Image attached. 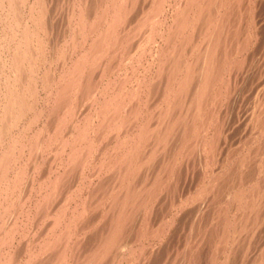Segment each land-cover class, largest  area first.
<instances>
[{
	"label": "bare ground",
	"instance_id": "6f19581e",
	"mask_svg": "<svg viewBox=\"0 0 264 264\" xmlns=\"http://www.w3.org/2000/svg\"><path fill=\"white\" fill-rule=\"evenodd\" d=\"M255 2L256 0H0V264H95L100 258L103 260L104 255H119L122 250L131 247L136 239L131 241V235H127L136 226L139 228L135 224L136 220L140 221V227L146 221L144 226L150 229L144 232L149 236L157 235L159 238L165 233V226L169 224L167 219L165 218L167 222L158 220L159 223L156 224L157 219L155 221L151 218V213L146 209H149L148 205L155 203L158 191L163 189L168 180L164 172L173 167V154L180 155L181 151H189L187 147L192 140L197 144H191L195 147L190 149L196 152L195 148L199 143L203 152L206 149L210 153L211 144L220 139L225 115L217 122L213 121L211 116H218L219 111L215 109L217 112H214L207 104L210 106V101L212 105L222 102L220 99L224 78L221 74L226 72L228 75L231 72L232 78L237 82V71L243 66L237 60L239 57L234 59L233 54L238 47L239 51L242 50L240 42L250 43L246 39L249 36L244 38L241 24L244 23L248 31V18L254 22L256 15ZM154 45L157 47L153 48ZM60 47L64 52L59 50ZM227 61L233 64H226ZM240 66L242 67L238 69ZM232 89L230 87L229 91ZM261 94L254 103L256 106L251 107L250 117L247 114L249 111L246 113L254 124L255 121L258 126L260 124L259 135L264 132V94ZM254 114L256 120L251 118ZM210 125L214 130L213 135H209L211 138L208 136L211 139L209 141L206 137ZM206 139L210 142L208 146ZM261 143L264 150V141ZM221 144L219 141L217 146L211 147L213 153L222 149ZM250 150H247V154L245 152L246 155L241 153L238 158L235 157L238 164L234 163L233 166L237 167L234 172H230L231 175H224L226 171H222L223 163L222 172L218 169L221 165L218 170L215 168L217 171L213 169L215 175L212 180L209 183L205 179L208 186L203 185L206 190L217 186L219 193L215 194L221 197L220 190L232 174L239 178L236 183L233 182L232 201L227 198L228 193L224 204H218L223 207L221 210L224 213L231 214L233 209L232 213L235 214V208H242L245 219L235 222L243 217L244 213L241 217L239 212L237 215L240 217L236 215L238 219L235 220L228 218L226 214L224 219L220 217L222 222L219 221L223 224L222 232H219L221 235H217L216 231L212 237L221 239L223 243L220 240L219 246L222 247L226 245L228 238L232 239L229 237L231 234L238 235L237 230L241 227H252L248 234L253 235L254 229H259L256 228L257 225L259 227L264 221L259 218L260 212H264V203H255L252 198L255 196L257 201L260 200L258 197H262L263 201L264 175L257 178L254 174L256 168L249 170L250 172L239 170L240 165L243 166L246 161L252 164V159L256 158ZM188 153L191 154L190 151ZM199 153L201 154L200 151ZM229 154L231 157V152ZM181 155L183 158V153ZM258 163L256 167L262 162ZM166 176H169L168 173ZM251 180L254 186L249 191L244 190L243 184ZM246 187L249 188V184ZM206 190L205 193L208 192ZM223 191L225 196L226 191ZM99 192L102 201L96 197ZM212 197L216 199V196ZM96 198L99 203L105 202L101 205L97 202L105 223L102 220L104 225H101L99 238L96 236L95 240L86 242L89 244L81 245L83 229L89 228L91 222L96 220ZM199 204L195 206L196 209ZM218 204L214 207L217 210L220 207ZM152 210L153 206L150 212ZM198 212L196 214L200 215ZM193 216L195 217V213ZM132 220L133 230L129 233L126 230V235L123 227L128 229V222ZM196 220L200 222L201 219ZM200 223H197L200 226L196 227L197 231L204 230V233H198L207 235L208 232L210 235L209 231L216 229L214 225L208 230L205 228L208 225L201 227ZM217 228L218 231L221 229ZM144 229L139 228L138 231ZM245 229L242 231L248 230ZM144 232H137L135 236L139 238ZM187 240L184 241L185 245ZM214 240L216 244L212 245L218 246L217 239ZM249 242L245 243L246 248L250 245ZM212 245L207 246L209 251L211 248L213 250ZM140 249L143 250L142 247ZM193 252L191 250L190 253ZM213 252L215 254L212 257H215L217 250ZM256 253H259L258 250ZM145 257L147 260L149 256ZM230 258L233 261V257H228L225 261ZM220 260L224 264L223 259ZM220 260L216 262L222 264ZM232 261L230 260V264ZM259 261H262L260 255ZM205 262L204 260V264ZM207 263L209 264L208 261Z\"/></svg>",
	"mask_w": 264,
	"mask_h": 264
},
{
	"label": "rangeland",
	"instance_id": "374dc122",
	"mask_svg": "<svg viewBox=\"0 0 264 264\" xmlns=\"http://www.w3.org/2000/svg\"><path fill=\"white\" fill-rule=\"evenodd\" d=\"M256 2H257V4H256ZM256 2L254 3V11H256V12H254V14H256L255 15V19H254V22H251V21H249L250 19L248 18V22H249V28H248V31H246V26H244L245 24L243 23V24H241V29H243L244 28V38H246V37H248V38H246L247 39V41L248 42H250V43H241L240 42V44H239V46H240V48L242 49L241 51H239L240 49H239V47L237 48V52H235V54H233V58L235 59V58H237V57H239V58H237V60L239 61V62H241L242 63V66H243V68L242 69H240V73L241 74H239V72L237 71V75H239V79L237 78V82L235 81L236 79L235 78H232L233 76H231L232 74H231V72L230 73H228V75H227V73L226 72H224L223 74H221L222 76V78H224L223 79V81H224V84H223V86H222V88H221V94H222V97H221V99L220 100H222V102L220 101V104L218 105V104H215V105H212L210 102H209V104H210V106L207 104V107L209 108V109H211V110H213L214 112H217V111H219V113L217 112V114H219L218 116H215L214 117V115H216V114H213L211 117L212 118H214L213 119V121H215V122H217L218 121V119H221V116H223V115H225L224 116V125H222V127L224 128H222V137L220 136V139L217 141V142H213L212 144H211V146H210V153L205 149V151L203 152V150H201L202 148H200L199 146H200V144L198 143V146L195 148V149H197L196 150V152H195V150L194 149H190V148H194L195 146H196V144H197V142L195 143L194 142V140H192L193 142H191L190 144H189V146L187 147L188 149H189V151H190V153L191 154H189L187 151L185 152V154H186V156L184 155V152L183 151H181V154L183 153V158H181L182 157V155L180 154H178L177 153V155L176 154H173V156L175 155V158H174V160H177V161H172V162H174V164H173V167L172 168H169V171H165V172H167L168 173V175L169 176H166L167 175V173H165L164 172V176H165V178H166V180H164V177H163V180L164 181H166L165 182V186L163 187V189H161L160 191H158L157 193H158V195H157V199L159 200V201H161L162 203H160L157 199H155L154 201H155V203L153 202V204L151 205H148V207L147 208H149V209H146V210H149V211H147V212H149V213H151V214H149L150 215V217L151 218H153V219H155V221H156V219H157V221L155 222L156 224L157 223H159L160 221L161 222H163V221H166V219H167V221L169 222V224H168V226H167V224H166V226H165V224H164V226H165V228H167L164 232L166 233H164L162 236H160L159 238H158V236L156 235V237H157V239H156V237H153V236H149V234H146L145 232L146 231H148L150 228H148L147 229V226H144V224H146V221L145 222H143L142 223V225H141V227H140V225H139V222L140 221H138L137 222V220H136V222H135V224L136 225H138V227L139 228H145L144 230H142L141 232L140 231H138V229H137V226L134 228L135 230H133V227H131L132 225L131 224H133L134 225V223H133V220H132V222H128L129 223V226L131 227H129V226H127V227H129L128 229H126L125 227H123V229H125L124 230V232H125V234H126V232L128 231V233H129V231H131V229L134 231H131L130 232V234H126L127 236H130L129 238L130 239H132L131 241H133V239H136L135 241H133L132 243H131V247L130 248H127L126 250L124 249V251L126 252H124L123 250L121 251V254L119 253V251H117V253H119V255H117V254H115V253H113V255L112 256H107L106 255V257H108V258H106V257H102V259L103 260H105V261H103V260H101V258L97 261V263L98 264H108V262H110L109 264H134L135 262V264H179V262H180V264H193L194 262V264H202V262L201 261H203V264H204V260L206 261L205 262V264H208L207 263V261L209 262V264H219V262L217 263L216 261H218V260H220L221 258L223 259V261H224V264H230V260L232 261V259L230 258V260L229 261H225V260H227V258L228 257H233V261L231 262L232 264H233V262H234V264H257L256 262H258V264H264V221L261 223V224H263L262 226H261V224L259 225V227H258V225H257V227L256 228H259V229H256L257 230V232H256V230L254 229V234L253 235H249L248 234V232L250 231V229L252 230V227H241L240 228V230L238 229L237 230V236H242L241 238L240 237H238L237 238V236L235 235V236H232V234L229 236L230 238H232V239H229L228 238V240L225 242L226 243V245H225V243L224 244H222L223 242H222V240L221 239H219L217 236H215V237H212V234L213 233H216V231H217V235H221V234H219V232H222L221 230H222V225H221V218L220 217H222L223 219H224V217L226 216V215H228V218L229 217H231V219L232 218H234L233 220H235V218L236 219H238L243 213L241 212L242 210V208H238V209H236L235 208V214H233L232 212H233V209L230 211L231 212V214L230 213H224V211L223 210H221V208H223V207H221V205L220 204H224L223 203V201L225 200H227V198L230 200V201H232V198H233V186H234V184L237 182V180L239 179L236 175H233L232 174V177H230V179H231V181H230V179L228 180V182H227V184H225V186H227V187H225L224 186V188H222V190H220V192H221V197L220 196H217L218 194H217V192H218V190L216 189L217 188V186H214L212 189H211V187H210V190L209 189H207L206 190V188L204 187L205 186V184L208 186V183L207 182H209L210 183V180H212V178H213V176L215 175L214 173H215V171H217L218 169H219V171H221V168H222V164L224 163V169L222 168V171H226V172H224L225 174L224 175H227V176H229V175H231V171H235L236 169V167L237 166H233L234 165V163L237 165L238 163H236L237 161L236 160H238V159H236V158H238L239 157V154H241V153H243V154H245V152H246V154H247V150L249 151V149H251L250 151V153H253V155H255V157L257 158V159H259V160H257L256 158H254V159H252L253 160V162H252V164H250L248 161H246L245 163H244V165L242 166V165H240V168H239V170H241L242 172H245V171H248V172H250V171H252L253 169H255L256 168V172L254 173L255 174V176L257 177V178H261L263 175H264V167L262 168V166H264V150H263V146H262V143L261 142H263L264 141V132H263V135L261 134V135H259L258 134V130H260V124H259V126H258V123H256V121H255V124H254V121L252 120V119H250L252 122H250V120H249V117H250V111H251V107H252V105L254 106L255 104V102H257L258 101V97H260V95L259 94H264V90H263V88H264V85H263V82H264V0H256ZM261 2H263V3H261ZM261 4V5H260ZM263 4V5H262ZM259 5V6H258ZM258 6V7H257ZM261 6V7H260ZM259 8H261V9H259ZM258 9V10H257ZM263 10V11H262ZM259 12V13H258ZM251 15V14H250ZM261 20V21H260ZM263 22V23H262ZM257 23V24H256ZM256 25V26H255ZM244 26V27H243ZM239 27H240V25H239ZM253 27V28H252ZM257 27V28H256ZM261 27V28H260ZM260 28V29H259ZM245 31H246V34H245ZM243 33V32H242ZM258 33V34H257ZM249 38H250V41H249ZM257 40V41H256ZM261 43H262V45H261ZM241 44H242V46H241ZM154 47H157V46H153V48ZM61 48V47H60ZM259 49V50H258ZM60 51H62V52H64L63 50V48H61V49H59ZM58 50V53L60 52ZM262 51V52H261ZM61 53V52H60ZM59 53V54H60ZM193 54H194V51L192 52ZM257 53V54H256ZM260 53V54H259ZM147 54H149V53H147ZM196 54V53H195ZM237 54V55H236ZM235 55V56H234ZM261 55H262V57H261ZM256 56H257V61H255V59H256ZM259 56V57H258ZM147 57H149V55L147 56ZM224 59H227L228 60V58H224ZM233 59V60H234ZM240 59H241V61H240ZM245 59V60H244ZM58 60H60V59H58ZM58 60H55V61H58ZM244 62H243V61ZM258 60H260L259 62H258ZM59 62V61H58ZM228 62H230V63H228ZM253 62V63H252ZM249 63V64H248ZM258 63V64H257ZM263 63V64H262ZM226 64H233L231 61H227V63ZM253 64V65H252ZM256 64V65H255ZM259 64H260V66H259ZM258 65V66H257ZM242 66H240V67H238V69L239 68H241ZM248 66V67H247ZM255 67V68H254ZM261 67V68H260ZM257 69H258V71H257ZM263 69V70H262ZM249 70V71H248ZM251 70V71H250ZM244 71V72H243ZM255 72V73H254ZM258 72V73H257ZM261 72V73H260ZM226 74V75H225ZM251 75H252V77H251ZM227 76H228V78H229V76H230V80L231 81H229V79L227 78ZM259 76V77H258ZM251 77V78H250ZM254 77V78H253ZM227 79H228V81H227ZM234 79V80H233ZM246 80V81H245ZM225 81H226V83H225ZM234 81V82H233ZM247 82H248V84H247ZM231 85H235L234 86V89H232L233 88V86H231ZM233 83V84H232ZM261 83H262V85H261ZM225 84H226V86H225ZM260 84V85H259ZM258 85V86H257ZM241 86V87H240ZM223 87H224V90H223ZM227 87L229 88V89H227ZM230 87H231V89H232V91H229L230 90ZM243 87V88H242ZM255 88V89H254ZM262 88V89H261ZM238 89V90H237ZM259 89V90H258ZM223 90V91H222ZM263 90V91H262ZM228 91H229V93H228ZM236 91V92H235ZM262 91V92H261ZM238 92V93H237ZM253 92V93H252ZM224 94V95H223ZM227 94H229V95H227ZM261 94V95H262ZM254 95H256V96H254ZM233 96V97H232ZM241 96V97H240ZM254 96V97H253ZM243 97V98H242ZM256 97H257V100H256ZM253 98V99H252ZM255 98V99H254ZM231 102H230V101ZM245 101H246V103H245ZM226 102V103H225ZM262 102V101H261ZM236 103V104H235ZM252 103V104H251ZM263 103V102H262ZM261 103V104H262ZM248 104V105H247ZM250 104V105H249ZM261 104H257V106H259V105H261ZM216 105H217V107H216ZM230 105V106H229ZM235 106V107H234ZM239 106V107H238ZM244 106V107H243ZM256 106V105H255ZM233 107V108H232ZM249 108V109H248ZM217 111H216V110ZM225 109V110H224ZM247 109V110H246ZM227 110V111H226ZM246 111V112H245ZM249 111V112H248ZM229 114H228V113ZM248 112V113H247ZM249 115V117H247V114ZM253 114V113H252ZM245 115H246V117H245ZM231 116V117H230ZM234 117V118H233ZM241 117H242V119H241ZM244 118V119H243ZM251 118H253L254 120H256L255 119V114L253 115V117H251ZM216 119V120H215ZM223 119V118H222ZM228 119V120H227ZM236 119V120H235ZM246 119H247V121H246ZM226 120V121H225ZM213 121L212 122H210L211 123V125L213 124ZM248 121L250 122V123H248ZM226 122H228L227 124H226ZM232 122V123H231ZM238 122V123H237ZM243 122V123H242ZM247 122V123H246ZM231 125H230V124ZM226 124V125H225ZM235 124V125H234ZM254 124V125H253ZM210 125V128H209V132L207 133V139H209V141L211 140L210 138V136H212L213 135V128H212V126ZM258 127H257V126ZM231 126V127H230ZM232 126H233V128H232ZM238 127V128H237ZM245 127V128H244ZM257 127V128H256ZM250 128H252V129H250ZM245 129V130H244ZM226 130V131H225ZM246 132V133H245ZM212 133V134H211ZM223 133H224V135H223ZM237 133V134H236ZM251 133H252V135H251ZM211 134V135H210ZM259 136H258V135ZM210 135V136H209ZM228 135V136H227ZM254 135V136H253ZM258 136V137H256V136ZM208 136L210 137V138H208ZM224 136H225V138H224ZM241 136V137H240ZM259 137H260V139H259ZM226 138H227V140H226ZM245 138V139H244ZM253 138V139H252ZM194 139V138H193ZM206 139V141H207V143L209 142L208 140ZM225 139V140H224ZM233 139V140H232ZM255 139V140H254ZM262 139V140H261ZM246 140V141H245ZM220 141V144H221V150H220V148H219V150L217 149L216 150V152H214L213 153V151L211 150V147L213 148V145H215V146H217V144H218V142ZM231 141V142H230ZM239 141V142H238ZM241 142V143H240ZM244 142V143H243ZM253 142H255V143H253ZM210 143V142H209ZM209 143L208 144H206V146H208L209 145ZM216 143V144H215ZM226 143V144H225ZM240 143V144H239ZM259 143V144H258ZM260 143H261V146H259L260 145ZM191 144H194L193 146H191ZM240 145V146H239ZM191 146V147H190ZM259 146V147H258ZM226 149H225V148ZM228 147V148H227ZM248 147H250L249 149H248ZM187 148H185V149H187ZM184 149V150H185ZM198 149H200V150H198ZM231 149V150H230ZM240 149V150H239ZM255 149H256V151H255ZM254 150V151H253ZM257 150H258V152H257ZM191 151H193V152H191ZM199 151L201 152V154L199 153ZM207 151V152H206ZM212 151V152H211ZM218 151V152H217ZM223 151H225L226 152V154H225V152H224V154H223ZM238 151V152H237ZM206 152V153H205ZM220 152H221V154H220ZM231 152V155L233 156H231V157H229L230 156V153ZM196 153V154H195ZM209 154V156H208V154ZM233 153V154H232ZM192 154H194V155H192ZM206 154V155H205ZM212 154V155H211ZM245 154V155H246ZM257 154V155H256ZM259 154H260V156H259ZM202 155V156H201ZM217 155L219 156V157H217ZM222 155V156H221ZM224 155V156H223ZM238 155V156H237ZM173 156H172V158H173ZM189 156V157H188ZM201 156V157H200ZM204 156V157H203ZM236 157V158H235ZM205 158V159H204ZM212 158V159H211ZM216 158V159H215ZM225 158V159H224ZM227 158V159H226ZM230 158V159H229ZM233 158H234V160H233ZM220 159V160H219ZM232 159V160H231ZM256 159V160H255ZM192 160V161H191ZM199 160V161H198ZM205 160V161H204ZM223 160H224V162H223ZM250 160V159H249ZM180 161V162H179ZM184 161V162H183ZM187 161V162H186ZM203 161V162H202ZM228 163H227V162ZM262 162V163H260V165L258 166V167H256L259 163L258 162ZM183 162V163H182ZM256 164H255V163ZM181 163V164H180ZM249 163V164H248ZM179 164V165H178ZM200 164V165H199ZM205 164V165H204ZM262 164V165H261ZM185 165V166H184ZM188 165V166H187ZM191 165H195V166H191ZM203 165V166H202ZM218 165V166H217ZM221 165V167L220 168H218L219 166ZM231 165V166H230ZM253 165V166H252ZM179 166V167H178ZM183 166V167H182ZM216 166V167H215ZM230 166V167H229ZM250 166V168H248ZM251 166H252V168H251ZM190 167H192L191 168V170H190ZM210 167V168H209ZM186 168H188L187 170H186ZM200 168V169H199ZM202 168H203V170H202ZM212 168V169H211ZM215 168L217 169V170H215ZM242 168V169H241ZM258 168V169H257ZM181 169V170H180ZM194 169V170H193ZM215 171H214V170ZM233 169V170H232ZM213 170V171H212ZM228 170H229V172H228ZM250 170V171H249ZM174 171H176V172H174ZM203 171H204V173H203ZM221 171V172H222ZM171 172V173H170ZM212 172V173H211ZM227 172H228V174H227ZM184 173V174H183ZM186 173H188V174H186ZM210 173V174H209ZM219 173V172H218ZM230 173V174H229ZM171 175V176H170ZM179 175V176H178ZM181 176V177H180ZM212 176V177H211ZM226 176V177H227ZM236 176V177H235ZM200 177V178H199ZM205 177V178H204ZM211 177V178H210ZM235 177V178H234ZM172 178H173V180H172ZM177 179V180H176ZM190 179V180H189ZM207 180V182H206V180ZM222 179V178H221ZM224 179V178H223ZM241 180H242V178H240ZM254 180H255V178H253ZM252 179V180H253ZM192 180V181H191ZM197 180V181H196ZM200 180V181H199ZM252 180H251V182H249V183H246V184H243V189L244 190H250L251 188H252V186H254V184H252ZM177 181V182H176ZM183 181V182H182ZM188 181V182H187ZM220 180H218V182H219ZM191 182V183H190ZM197 182V183H196ZM205 182V183H204ZM218 182H217V184H218ZM233 182H235V183H233ZM166 183H167V185H166ZM170 183V184H169ZM172 183V184H171ZM176 183V184H175ZM185 183V184H184ZM204 183V184H203ZM187 184V185H186ZM248 184H249V188H247L246 187V185L248 186ZM169 185V186H168ZM170 185L173 187H170ZM178 185V186H177ZM182 185H184V186H182ZM204 185V186H203ZM167 186H168V188H167ZM195 186V187H194ZM175 187V188H174ZM180 188V189H179ZM247 188V189H246ZM187 189V190H186ZM190 189V190H189ZM215 189V190H214ZM228 190V192H227V190ZM166 192H168V193H166ZM201 190H203V191H201ZM205 190L206 191H208V192H206L205 193ZM226 191L225 192V196L222 194V191ZM186 193H185V192ZM224 191H223V193H224ZM205 194H204V193ZM163 193H164V195H163ZM175 193H177V194H175ZM188 193V194H187ZM196 193V194H195ZM213 193V194H212ZM217 195H216V194ZM219 193V192H218ZM228 193H229V195H228ZM179 194V195H178ZM199 194V195H198ZM100 195V196H99ZM161 195V196H160ZM163 195V196H162ZM168 195V196H167ZM188 195V196H187ZM196 195V196H195ZM209 195H210V197H212V196H216V199H215V197L213 198L212 197V199L209 197ZM228 195V196H227ZM100 198H99V197ZM164 196H165V198H166V200H165V198H164ZM171 198H170V197ZM184 196V197H183ZM205 198H204V197ZM227 196V198L225 199V197ZM99 200H101L102 201V198H101V192H99V194H97V196H96ZM160 197V198H159ZM172 197H173V199H172ZM182 197V198H181ZM201 197L203 198V199H201ZM206 197H207V199H206ZM219 197V198H218ZM231 197V198H230ZM96 198V204L98 205V199ZM191 198V199H190ZM199 198V199H198ZM210 198V199H209ZM218 198V199H217ZM253 199H255V203H257V202H260V203H264V199H263V201L261 200L262 199V197H258L257 199H259L260 198V200H257L256 201V198H255V196H253L252 197ZM186 199H188V200H186ZM194 199H196V200H194ZM198 199V200H197ZM98 200V201H97ZM157 200V201H156ZM183 200V201H182ZM186 200V201H185ZM189 200H190V202H189ZM202 200V201H201ZM209 200H211V201H209ZM234 200V199H233ZM100 201V205L101 204H105V202H101ZM172 201V202H171ZM185 201V202H184ZM187 201H188V203H187ZM199 201V202H198ZM214 201V202H213ZM98 202V203H97ZM156 202H157V204H156ZM168 202V203H167ZM174 202V203H173ZM200 203L199 204V208L197 207V209L195 208V206L196 205H198V203ZM203 202V203H202ZM218 202L220 203V204H218ZM222 202V203H221ZM165 205H164V204ZM186 203V204H185ZM195 203V204H194ZM233 203V202H232ZM95 204V205H96ZM185 204V205H184ZM217 204H218V207H219V205H220V207L218 208V210H219V213H218V210L217 209H215L214 207H217ZM234 204V203H233ZM96 205V206H97ZM144 205V204H143ZM172 207H171V206ZM201 205V206H200ZM210 205V206H209ZM153 206V209L155 210V211H158L157 212V214H155V211L154 210H152L151 212H150V210H151V207ZM159 206H161V207H159ZM165 206V207H164ZM206 206V207H205ZM212 206V207H211ZM158 207V208H157ZM205 207V208H204ZM81 208H82V206H81ZM167 208V209H166ZM96 210L94 211L95 212V219L96 220H94V222L92 223L91 222V226L88 228V227H85V229H83V231H82V241H81V243H83V244H81V245H85V244H89V243H86L87 241H93V240H95L96 239V236H98L97 238H99L100 236H99V234L101 233L100 232V230L102 229L101 227L104 225V223H105V219H103V217H104V215L102 214V211L100 210V206L98 205V208H95ZM157 209V210H156ZM196 209V210H195ZM207 209V210H206ZM214 209H215V211H214ZM162 210H164L163 212H162ZM210 210V211H209ZM217 210V211H216ZM167 211V212H166ZM196 211L198 212V211H202L201 213L200 212H198V214H200V215H197L196 214ZM261 211V210H260ZM162 212V213H161ZM211 212V213H210ZM213 212V213H212ZM218 214H217V213ZM237 212V213H236ZM240 213V216H238L239 215V213ZM263 211H261L260 212V214L262 213ZM99 213V214H98ZM103 213H105L104 211H103ZM154 213V214H153ZM165 213V214H164ZM194 213H195V217L193 216L194 215ZM209 213V214H208ZM264 213V212H263ZM96 214H97V216H96ZM158 214L161 216H158ZM162 214V215H161ZM201 214H202V218H201ZM208 214V215H207ZM213 214V215H212ZM215 214V215H214ZM222 214L224 215V216H222ZM226 214V215H225ZM230 214V215H229ZM238 214V215H237ZM259 214V216H261V217H259L260 219H262L263 218V220H264V214H262V215H260ZM101 215V216H100ZM103 215V216H102ZM156 215V218H154V216ZM196 215H197V218H199V219H203L202 220V222H201V220H200V222H199V220H196L197 218H196ZM204 215V216H203ZM206 215V216H205ZM219 215V216H218ZM238 216V218H237V216ZM98 216H100V217H98ZM235 216V217H234ZM243 216V217H242ZM241 217L242 218H239L238 220H235V222L236 221H238V222H240V220H244L245 218V213L242 215ZM98 217V218H97ZM158 217V218H157ZM163 217V218H162ZM194 217V218H193ZM213 217V218H212ZM105 218V217H104ZM166 218V219H165ZM162 219V220H161ZM216 219V220H215ZM99 220V221H98ZM102 220H104V223H102L103 221ZM158 220H159V222H158ZM194 220H196V221H194ZM215 220V222H220V224L218 223V225H221V226H218L217 225V223H215V222H213ZM220 220V221H219ZM46 221V220H45ZM45 221H43V222H45ZM166 221V222H167ZM172 221V222H171ZM211 221V222H210ZM238 222L236 223V226H237V224H238ZM101 223V224H100ZM197 223H200L202 226L201 227H203L205 224L206 225H208V226H204L205 228H207L208 230L209 229H212V226H214V227H216V229H218L217 227H220L221 229L218 231V230H216L215 228H214V231H213V229L212 230H210L209 232H210V235H209V233L207 232L208 230H206V232H207V235H204L203 233H204V230H199V231H197V229L198 228H196V227H198L199 225L197 224ZM209 223H210V227H209ZM212 223V224H211ZM215 223V224H214ZM148 224V223H147ZM93 225V226H92ZM95 225H97V226H95ZM102 225V226H101ZM149 225V224H148ZM98 226H99V228H98ZM150 226V225H149ZM200 227V226H199ZM262 227V228H261ZM192 228V229H191ZM248 229L247 231H245V232H243L242 231V229ZM250 228V229H249ZM29 229L30 228H28V232L26 231L27 230V228H26V230H25V232H27V234H29ZM86 229H88V230H86ZM136 229H137V231H136ZM155 229V228H154ZM188 229H191L189 232H187L188 231ZM245 229V230H246ZM127 230V231H126ZM169 230V231H168ZM196 230V233L194 232ZM85 231H86V233H85ZM92 231V232H91ZM94 231V232H93ZM145 231V232H144ZM200 231H203V235L201 234V233H198V232H200ZM259 231V232H258ZM263 231V232H262ZM100 232V233H99ZM133 232V234H131ZM140 234V233H143L144 232V234H143V236L141 235L139 238H137V236H135V235H137L138 233ZM193 232V233H192ZM241 234H243V233H245L244 235H241ZM255 232H256V234H255ZM91 233V234H90ZM137 233V234H136ZM186 233V234H185ZM188 233H190V234H188ZM81 234H80V238H81ZM206 234V233H205ZM145 235V236H144ZM192 235V236H191ZM195 235V236H194ZM200 235H202V236H200ZM245 235H247V236H245ZM255 235H257L256 237H255ZM261 235V236H260ZM132 236H135V237H132ZM148 236V237H147ZM189 236H191V237H194V238H191V237H189ZM198 236H200V237H198ZM209 236V237H208ZM211 236V237H210ZM243 236H245V238L243 237ZM78 237V238H79ZM83 237H85L84 239H83ZM88 237V238H87ZM89 237H90V240H89ZM92 237H93V239H92ZM142 237V238H141ZM145 237V238H144ZM169 237H170V239H169ZM189 238V240H187L188 238ZM198 237V238H197ZM234 237L235 238H237V239H234ZM167 238V239H166ZM195 238L196 239H199V240H195ZM201 238H202V240H201ZM204 238V239H203ZM211 238V239H210ZM217 239V245L218 246H215V245H212L213 243L214 244H216V240H214V239ZM221 238V237H220ZM254 238V239H253ZM141 239H142V241H141ZM146 239V240H145ZM188 241L187 242V245H185V243L186 242H184V241H186V240ZM193 240V243H192V240ZM208 239V240H207ZM210 239V240H209ZM239 239V240H238ZM243 239H245V240H243ZM250 241H248V240ZM261 239V240H260ZM27 240V238L24 240H22L23 242L24 241H26ZM211 240H212V243H211ZM213 240H214V242H213ZM220 240H221V244L224 246V247H222V246H219L220 245ZM230 240V241H229ZM232 240V241H231ZM236 240V241H235ZM240 240H243V241H240ZM256 240V241H255ZM259 240H260V242H261V245H263L262 247H260L261 245H260V242H259ZM166 241H167V243H166ZM190 241V242H189ZM196 243H195V242ZM198 241H199V246H198ZM209 241H210V243H209ZM246 241H248L249 242V244L250 245H247L248 244V242H246ZM85 242V243H84ZM96 242H97V240H96ZM138 242V243H137ZM141 242V243H140ZM164 242V243H163ZM184 242V243H183ZM206 242V243H205ZM233 242H237V244L236 243H234V244H236L234 247H233ZM244 243V244H242V243ZM143 243V244H142ZM157 243V244H156ZM166 243V244H165ZM173 245H172V244ZM195 243V244H194ZM209 243V246L207 245ZM228 243H231L230 245L228 244ZM245 243H247L246 245L248 246L247 248L245 247ZM256 243V244H255ZM258 243V244H257ZM143 246H142V245ZM148 246H147V245ZM189 244H191V246L189 245ZM194 244V245H193ZM208 246V247H210V245H212L213 246V250H212V248H211V257H210V259H211V261H209L210 259L208 258V256L210 255L209 253H210V251L208 250V247L206 246V245ZM172 247V248H170V246ZM228 245V246H227ZM239 245H241V247L239 246ZM139 247V248H137V247ZM146 246V247H145ZM151 246H152V248H151ZM186 246V247H185ZM195 246V247H194ZM199 248H198V247ZM232 247V249H230V247ZM239 246V247H238ZM135 247H136V249H135ZM140 247H142L143 248V250H141L140 249ZM151 248V249H148V248ZM154 247H156V249H158V250H156ZM175 247V248H174ZM188 247V248H187ZM191 247V248H190ZM215 247H216V249H215ZM220 247V248H219ZM229 247V248H228ZM236 247H238L239 249H238V251H236ZM255 247V248H254ZM167 248H169V249H167ZM197 248H198V250H197ZM218 248V249H217ZM233 248H234V251H232L233 250ZM246 248V249H245ZM250 248V249H249ZM254 248V249H253ZM259 248V249H258ZM5 249V248H4ZM138 249H140L139 251H138ZM160 249H161V251H160ZM172 249V250H171ZM179 249V250H178ZM186 249V250H185ZM210 249V248H209ZM226 249L228 250V251H226ZM261 249H263L262 251H261ZM150 250H151V252H150ZM153 250V251H152ZM170 250V251H169ZM191 250H192V252L193 253H190L191 252ZM196 250L198 251V252H196ZM217 250V255H219V256H217V255H215V257L213 256L212 257V255H214L215 253L213 252V251H216ZM218 250H220V251H218ZM222 250V251H221ZM224 250L226 251V252H230L231 253V255H230V253L229 254H227L226 252H224ZM241 250V251H240ZM252 250V252H250ZM254 250V251H253ZM257 250H258V252L259 253H256L257 252ZM112 251H114L113 249H112ZM131 251V252H130ZM137 251V252H136ZM144 251H146V252H144ZM166 251V252H165ZM245 251V253H243ZM248 251L250 252V253H248ZM124 252V253H123ZM150 252V253H149ZM159 252V253H158ZM164 254H163V253ZM232 252H233V254H232ZM237 252H239V253H237ZM141 254V256H140V254ZM152 253V255H149V254H151ZM174 253V254H173ZM188 253V254H187ZM196 253V254H195ZM208 255H207V254ZM214 253V254H213ZM254 253V254H253ZM115 254V255H114ZM123 254V255H122ZM130 254V255H129ZM145 254V255H144ZM146 254H148V255H146ZM195 254V255H194ZM224 254H227V255H224ZM236 254H238L237 256H236ZM248 254H249V256H248ZM129 255V256H128ZM160 255V256H159ZM171 255V256H170ZM176 255V256H175ZM180 255V256H179ZM183 255V256H182ZM190 255H192V256H190ZM197 255V256H196ZM199 255V256H198ZM223 255V257H221ZM259 255H260V260H262V261H259ZM113 256H114V258H113ZM117 257V261H116V257ZM121 258H120V257ZM139 256V257H138ZM145 256H149L148 258H147V260H146V257ZM157 256V257H156ZM182 256V257H181ZM184 256H185V258H184ZM187 256V257H186ZM191 258V262L189 261L190 260V258ZM194 256H196V257H194ZM205 256V257H204ZM217 256V257H216ZM237 257V258H235V257ZM240 256V257H239ZM128 257V258H127ZM130 257V258H129ZM138 257V258H137ZM164 257V258H163ZM168 257V258H167ZM181 257V258H180ZM200 257V258H199ZM224 257H226V258H224ZM247 257V258H246ZM249 257V258H248ZM253 257V258H252ZM262 257V258H261ZM110 258V259H109ZM114 260H113V259ZM145 258V259H144ZM154 258H155V260H154ZM167 260H166V259ZM203 258V259H202ZM208 258V259H207ZM215 259V261H213V259ZM218 258V259H217ZM109 259V260H108ZM128 259V260H127ZM132 259V260H131ZM171 259V260H170ZM174 259V260H173ZM185 259V260H184ZM207 259V260H206ZM241 259V260H240ZM247 259V260H246ZM112 260V261H111ZM126 260V261H125ZM145 260V261H144ZM180 260V261H179ZM200 260V261H199ZM103 261V262H102ZM108 261V262H107ZM121 261V262H120ZM144 261V262H143ZM152 261V262H151ZM165 261H167V262H165ZM199 263H198V262ZM221 261V260H220ZM239 261V262H238ZM240 261H241V263H240ZM100 262V263H99ZM102 262V263H101ZM159 262V263H158ZM161 262V263H160ZM172 262V263H171ZM184 262V263H183ZM248 262V263H247ZM260 262V263H259ZM97 263H95V264H97ZM221 263L223 264V262L221 261Z\"/></svg>",
	"mask_w": 264,
	"mask_h": 264
}]
</instances>
